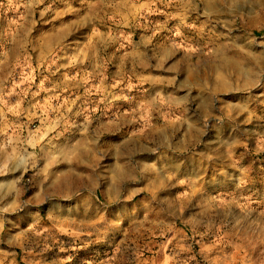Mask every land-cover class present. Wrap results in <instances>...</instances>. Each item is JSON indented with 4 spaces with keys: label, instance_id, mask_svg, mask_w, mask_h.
Here are the masks:
<instances>
[{
    "label": "rangeland",
    "instance_id": "rangeland-1",
    "mask_svg": "<svg viewBox=\"0 0 264 264\" xmlns=\"http://www.w3.org/2000/svg\"><path fill=\"white\" fill-rule=\"evenodd\" d=\"M0 264H264V0H0Z\"/></svg>",
    "mask_w": 264,
    "mask_h": 264
}]
</instances>
